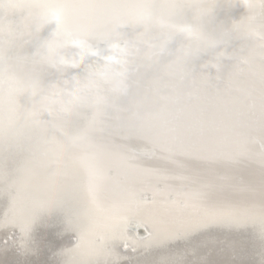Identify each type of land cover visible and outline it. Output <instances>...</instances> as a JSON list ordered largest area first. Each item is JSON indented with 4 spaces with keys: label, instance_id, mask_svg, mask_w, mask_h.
<instances>
[{
    "label": "water",
    "instance_id": "obj_1",
    "mask_svg": "<svg viewBox=\"0 0 264 264\" xmlns=\"http://www.w3.org/2000/svg\"><path fill=\"white\" fill-rule=\"evenodd\" d=\"M52 2L85 5L67 15L90 24L97 35L122 22L110 43L102 38L91 43L93 52L115 51L110 55L125 61L115 67L125 72L127 91L116 78L89 81V71L103 65V53L77 67L69 45L67 63H48L34 53L53 26L43 25L39 32L32 26L20 29L24 18L37 17L26 11L5 16L13 28L0 61L5 70L0 82V217L13 199V211L20 214L29 201L51 197L70 200L81 224L66 231L62 215L49 214L34 226L27 253L21 251L18 229L0 228V264H65L69 259L153 264L175 250L210 262L258 260L253 237L259 225L255 216L241 214L243 200L197 196L199 184L192 178L209 170L245 179L259 173L264 161V14L248 9L244 0H203L198 29L219 41L210 47L166 26L138 23L144 3H155L154 14H161L160 0ZM184 11L164 16L178 27L191 24L192 11ZM250 15L255 19L248 23ZM241 22L240 30L232 31ZM126 47L129 55L121 57L118 51ZM33 80L35 91H17ZM30 112L38 124L25 119ZM137 112L146 117L148 132L133 137L127 124ZM171 136L216 146L220 153L169 150L164 142ZM232 248L242 255H231ZM67 249L70 256L64 254Z\"/></svg>",
    "mask_w": 264,
    "mask_h": 264
},
{
    "label": "snow or ice",
    "instance_id": "obj_2",
    "mask_svg": "<svg viewBox=\"0 0 264 264\" xmlns=\"http://www.w3.org/2000/svg\"><path fill=\"white\" fill-rule=\"evenodd\" d=\"M42 6L49 9V11L44 15L37 17L34 21L29 18H24L17 27L23 29L32 26L36 32H39L43 25L53 26L49 33V37L43 41L37 42V51L34 53V56H38L40 59L45 60L48 63H67L64 56L67 54L65 50L69 45L74 46L73 51L78 57V61L74 60L73 62L77 67L82 66L86 58L92 56L100 57L102 55L100 51H92L93 45L91 41L93 39L102 38L110 43L113 36L117 34L122 23L117 21L114 27L108 32L97 35L94 33L90 24L73 21L69 19L67 15L69 9L83 7L85 5L67 2L54 3L52 0H43ZM156 6L157 5L153 2L142 4L141 7L145 11L136 18L137 22L156 23L162 27L166 26L174 32L186 34L192 38L201 39L210 47L215 46V44L219 42L218 40H213L204 36L198 29V22L205 14L201 0H160L158 5L161 9L160 15H156L153 12V9ZM252 8H254V5L249 4V9L251 10ZM261 8L264 9V4L261 5ZM56 9H62L63 11H56ZM185 9L192 11L193 22L191 24L178 27L168 23L165 19L164 13H167L168 17H172L177 14L185 13ZM254 19L255 16L253 15L246 18L248 23H251ZM244 23L245 22H241V24L234 25L232 31L240 30ZM170 38L171 37H169V39ZM8 42L9 41L5 42L0 39V61L3 60L5 45ZM118 54L121 57L129 55L127 47L119 49ZM103 60L104 63L102 66L94 71H89V81H92L95 78H116L118 85L122 86L124 91H127L123 81L125 72L117 71L115 67L116 65H123L125 61L123 59L117 60L115 55H104ZM36 86V82L33 80L27 84L21 85L17 91H35ZM99 102L100 101L97 100V103ZM35 116V113H26L25 119L31 120L33 124H38ZM127 131L129 136L133 137L145 135L148 132L146 117L139 112L134 113L133 119L127 124ZM164 147L169 150H179L192 153L204 152L210 155H219L220 153V149L216 146L186 144L176 136H171L166 142H164ZM44 156L46 159H55V155H49L48 153H44ZM90 171L93 176L96 175L95 170ZM0 175H3L2 171H0ZM192 179L199 184L198 191L196 192L197 196L225 194L243 200L245 207L241 214L245 216H255L256 222L259 225L258 234L253 237L254 242L258 241L259 244V259L244 260L233 258L218 262H210L205 258L189 259L188 253L181 250H175L162 253L161 257L154 261L153 264H264V161L261 162L258 175L255 173L250 174L247 179L239 175L218 174L212 170H209L204 176H194ZM16 203V200L13 199L8 205L9 210L0 217V228H14L19 230L22 237L20 247L23 253H27V251L30 250L32 244L31 234L34 226L45 219L49 214L56 212L60 213L66 231H74L80 227L81 218L79 214L73 210V204L70 200L58 202L51 197L31 200L24 206V210L20 214L13 211ZM233 222L235 223L237 221ZM210 223L204 224L201 227H209ZM230 251L231 255L234 257L242 255V252L235 248H232ZM71 253V249L64 250V254L70 256ZM21 264H23V262H21ZM65 264H77V261L69 259ZM107 264H119V262L114 259L107 262Z\"/></svg>",
    "mask_w": 264,
    "mask_h": 264
},
{
    "label": "clouds",
    "instance_id": "obj_3",
    "mask_svg": "<svg viewBox=\"0 0 264 264\" xmlns=\"http://www.w3.org/2000/svg\"><path fill=\"white\" fill-rule=\"evenodd\" d=\"M43 0H0V39L5 42L8 41L12 35L13 23L5 20L7 15H15L19 12L26 11L29 17L35 16L39 17L44 12H48L42 6ZM245 6L249 9V4L254 5V9H259L262 14H264V9L261 5L264 4V0H244ZM203 5V0H201ZM56 11H63L62 9H56ZM5 75V70L0 68V82L3 81Z\"/></svg>",
    "mask_w": 264,
    "mask_h": 264
},
{
    "label": "bare ground",
    "instance_id": "obj_4",
    "mask_svg": "<svg viewBox=\"0 0 264 264\" xmlns=\"http://www.w3.org/2000/svg\"><path fill=\"white\" fill-rule=\"evenodd\" d=\"M99 51V50H98ZM101 53H103V56L104 55H110V54H112V53H115V51H112V52H110V53H107V52H103V51H101Z\"/></svg>",
    "mask_w": 264,
    "mask_h": 264
}]
</instances>
